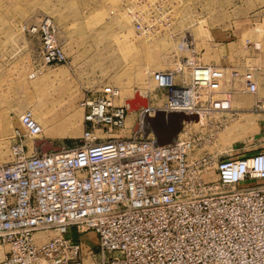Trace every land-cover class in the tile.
<instances>
[{"label":"built area","instance_id":"obj_1","mask_svg":"<svg viewBox=\"0 0 264 264\" xmlns=\"http://www.w3.org/2000/svg\"><path fill=\"white\" fill-rule=\"evenodd\" d=\"M31 31L46 65L67 62L50 19ZM188 65L185 86L172 72L157 74L165 115L195 116L212 104L222 73ZM117 96L112 87L86 94L82 136L58 152L36 153L42 127L30 112L20 117L10 160L0 164V264H85V255L96 264H264V151L231 154L210 169L211 158L194 156L198 137L155 147L141 130L121 134L128 107ZM87 233L96 245L84 250Z\"/></svg>","mask_w":264,"mask_h":264},{"label":"rangeland","instance_id":"obj_2","mask_svg":"<svg viewBox=\"0 0 264 264\" xmlns=\"http://www.w3.org/2000/svg\"><path fill=\"white\" fill-rule=\"evenodd\" d=\"M46 18L65 64L42 59L31 29ZM188 61L223 75L213 83L212 104L206 100L179 132L200 139L194 156L211 158L212 169L231 154L264 151V0H0V163L10 160V137L26 111L44 140L71 148L82 136L86 94L112 87L116 105L142 96L162 110L167 98L156 75L172 72L185 86ZM143 112L128 113L120 133L129 136ZM91 238L80 237L88 248L96 245ZM97 260L85 255L84 263Z\"/></svg>","mask_w":264,"mask_h":264},{"label":"water","instance_id":"obj_3","mask_svg":"<svg viewBox=\"0 0 264 264\" xmlns=\"http://www.w3.org/2000/svg\"><path fill=\"white\" fill-rule=\"evenodd\" d=\"M132 102L130 103V105ZM165 117L166 119H169V124L167 125L166 128H162L159 123L160 117ZM175 117H180V120H172ZM191 121V118L189 117H182L179 116V114H167L164 115L163 113H159L156 115L155 118L153 119H143L142 120V127H141V132L147 136L149 134H152L155 138L154 141V146L155 147H162L165 145H168L174 141L176 136L179 134L181 131V121ZM34 149L36 153L40 154H45L48 152H58L60 150V146L55 145L52 142L49 141H35L33 143Z\"/></svg>","mask_w":264,"mask_h":264},{"label":"bare ground","instance_id":"obj_4","mask_svg":"<svg viewBox=\"0 0 264 264\" xmlns=\"http://www.w3.org/2000/svg\"><path fill=\"white\" fill-rule=\"evenodd\" d=\"M202 68H209V67H202ZM216 70H218L219 71V69H217V68H215ZM156 77H157V75H156ZM191 81V76H190V80H189V82ZM115 91L117 92V94H118V96H117V98L119 97V92H118V90H116L115 89ZM132 102V104L130 105V103ZM122 105H126L127 107H128V113H130V114H133V113H137L138 112V110L139 109H141V108H143L144 110H145V112H143V114L141 115V117H140V120L138 121L139 122V125L134 129V127L132 128V130H131V132H138V131H140V129H141V127H142V120L143 119H153V118H155L156 117V115L157 114H159V113H163L164 114V112H162V110H159L158 108H156V109H154V110H152V109H150V108H152V107H150V108H148V102H147V99L146 98H144V97H140L139 99L138 98H135V99H132V100H125V101H123V104ZM26 112H30L32 115H33V118L35 119V121L37 122V120H36V118H35V116H34V114L31 112V111H26ZM25 112V113H26ZM174 114H176V113H174ZM196 114H199V112L198 113H195L194 115H196ZM165 115V114H164ZM178 115V114H177ZM128 116V115H127ZM179 116H182V117H184V115L183 114H179ZM185 117H187V116H185ZM127 118V117H126ZM189 118H191V121L193 120V118H194V116H189ZM131 119V118H130ZM181 118L180 117H175L174 119H172V120H180ZM126 121V120H125ZM38 123V122H37ZM159 123H160V126H162L161 127V129L162 128H166L167 127V125L169 124V119H166V116L164 117H160V119H159ZM39 124V123H38ZM40 125V124H39ZM41 126V125H40ZM42 127V126H41ZM125 127V126H124ZM43 127H42V136H41V139L40 140H38V141H47V140H44V137H43ZM131 134V133H130ZM227 134H228V136H230V133H229V131L227 132ZM225 138H227V137H225ZM29 147L31 146L30 145V143H29V145H28ZM1 164V163H0ZM4 164V163H3ZM36 239H37V241H38V243H40V244H44V243H46L47 241H48V239H49V235L48 234H45V233H39V234H37L36 235ZM4 258V254H3V252L0 250V260H2ZM90 264H93V263H90Z\"/></svg>","mask_w":264,"mask_h":264},{"label":"crops","instance_id":"obj_5","mask_svg":"<svg viewBox=\"0 0 264 264\" xmlns=\"http://www.w3.org/2000/svg\"><path fill=\"white\" fill-rule=\"evenodd\" d=\"M136 126V125H135ZM91 234H93V233H87V234H85V235H83V237L86 239V238H91V239H95V236H90ZM85 241V240H84ZM83 248H84V250H88L89 248H88V244H87V242H85L84 243V246H83Z\"/></svg>","mask_w":264,"mask_h":264}]
</instances>
